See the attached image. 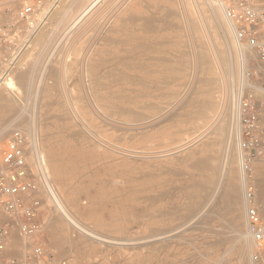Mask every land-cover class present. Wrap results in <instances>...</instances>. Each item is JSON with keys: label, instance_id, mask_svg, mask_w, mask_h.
Masks as SVG:
<instances>
[{"label": "rangeland", "instance_id": "obj_1", "mask_svg": "<svg viewBox=\"0 0 264 264\" xmlns=\"http://www.w3.org/2000/svg\"><path fill=\"white\" fill-rule=\"evenodd\" d=\"M68 1L61 2L51 13L37 38L48 30L50 21ZM104 3L91 13L93 15H89L86 23L78 25L72 33L70 28L67 29L65 26L64 30L60 29L64 34L70 33L69 37L60 34L58 29L59 34L55 32L58 35L55 34L54 37L57 42L53 40L54 43L49 46L48 52L46 50L42 56L36 57L34 45L37 38L33 40L8 78L14 81L21 72L29 69L33 60H38L34 83L38 82L37 89H40L36 91V99L42 97L40 91L47 88L52 93L53 105L47 111L35 109L36 113L33 112L34 118L31 119L36 123L30 122V127L28 125L23 127L22 131L25 133L35 126L33 130L39 141V148L43 154L41 156L44 157V167L47 169L51 186L61 201L67 206L66 191L77 189L78 205L82 209L88 208L91 212L90 217H78L67 206L77 221L91 234L87 236L81 231H66L67 238L73 243L86 240L91 251L85 253V256L77 257L73 249H68L63 256H57L51 249L52 238L48 230L49 221L55 218L57 213L53 208L50 194L48 195L49 192L46 193L44 186L41 188L37 195L41 201L39 222L51 253L54 257L67 261V264H252L249 251L252 252L253 247L251 250V245L244 240L242 242L238 237L245 233V211L241 209V216L237 218L236 213L223 210L220 203L217 205L216 189L219 193L223 189L220 190L222 185L217 183L220 180L219 171L217 174L213 172V169L222 165L221 157L225 159L226 155L229 168L237 178L239 177L235 141L230 137L234 145L229 147L226 143L228 140L217 132L218 127L227 123L222 117L228 116L230 101L227 99H230L231 95L229 94L231 82H236L233 85L236 94L243 76L239 71L242 70L239 68L241 66L239 61H242L240 54L233 53L231 55L233 60H229L231 52L228 47L225 50L227 44L225 34L218 25L217 17H211L210 8L203 0H106ZM168 9L173 12L165 11ZM174 12H179L181 18ZM131 15L134 18L143 16V20L153 18L158 21L155 24L158 28L147 33L143 30L144 21L141 18L129 20L132 19ZM172 23L176 24V28ZM60 35H63L62 39L59 38ZM113 41L122 44L115 47L111 44ZM189 42H192V45L188 44L191 49L187 45ZM143 45L149 46V50L145 51ZM223 50L227 53L226 61L229 60V66L226 63L223 65L225 60L220 56ZM33 55L35 58H32ZM203 57L208 58L205 64ZM244 59L250 72L252 60ZM43 64H46L49 70ZM191 64L194 65L190 67ZM227 70H232V76H229L231 72ZM227 89H230L228 97L225 92ZM15 94L17 98L13 97L17 103L27 102L23 91ZM182 95L188 96L187 99ZM205 101H210L213 108L203 118ZM40 102H37L40 104L39 107L44 101L41 99ZM28 103L30 104V100ZM178 106L180 109H177ZM174 112L177 113L176 116ZM13 129L7 134L0 135V139L18 131ZM208 131L211 134H208ZM24 135L32 145L30 134ZM49 144L58 145L53 156L74 161L75 170L66 177L63 185L57 184L49 171L50 156L47 146ZM202 159L209 160L205 161L207 165ZM261 163L264 165V162ZM197 164H201L202 167L196 166ZM255 164L248 182L254 189L256 202V188L253 185L255 178L257 179ZM209 182H213L214 186L211 189L217 196L212 194L211 200L216 197L217 201L212 202V211L208 207L211 206V200L206 202L202 191L203 185ZM239 183L237 181L241 188ZM242 196L240 195L241 200ZM202 206L207 207L208 211H204ZM217 206L221 209L216 210ZM201 210L205 213L202 214ZM258 210L261 214L259 206ZM194 212L201 213L198 221L196 219L198 214ZM207 212L211 214L206 216ZM214 213L216 217L213 216ZM261 218L264 224V214ZM226 222L227 224H224ZM210 229L220 231L216 233ZM210 231L212 234H207ZM223 234L229 235L230 238H225L227 236ZM232 236L238 238H231ZM214 240L216 244H212L215 243ZM261 258L264 264V251Z\"/></svg>", "mask_w": 264, "mask_h": 264}, {"label": "built area", "instance_id": "obj_2", "mask_svg": "<svg viewBox=\"0 0 264 264\" xmlns=\"http://www.w3.org/2000/svg\"><path fill=\"white\" fill-rule=\"evenodd\" d=\"M63 1L0 0V89ZM218 1L238 53L242 56L241 50H247L244 57L252 60L251 71L247 68L240 80L233 108L234 138L247 181L254 164L264 162V0ZM42 167L43 159L30 153L29 140L22 132L0 139V264H67L53 256L39 222L37 195L43 186L48 192L51 185ZM254 196L247 182L246 226L256 245L251 261L262 264L264 224Z\"/></svg>", "mask_w": 264, "mask_h": 264}, {"label": "bare ground", "instance_id": "obj_3", "mask_svg": "<svg viewBox=\"0 0 264 264\" xmlns=\"http://www.w3.org/2000/svg\"><path fill=\"white\" fill-rule=\"evenodd\" d=\"M66 1V0H65ZM204 2H205V5H207V6H209V8H210V11H211V17H213V16H215V17H217V21H218V25L221 27V29L223 30V32H224V34H225V38H226V42H227V44H226V47H225V50L227 49V47H228V49H230V52H231V54H230V61H232L231 60V55H233V53L235 54V52H238V48H237V46L234 44V41H233V39H232V37H231V35H230V32H229V27H228V23H227V21H226V19H225V17H224V15H223V13H222V11H221V9H220V4H219V1L218 0H203ZM104 2H106V0H69L64 6H63V8L57 13V15L55 16V18H53L50 22V24H49V28H48V30H46L42 35H40L38 38H37V36H38V33L40 32H38L33 38H32V40H31V43H32V41L33 40H35L36 38V43H35V45H34V51H36L35 53H37V56L36 57H39V56H42L45 52H46V50H47V52H48V48H49V46H51V44H52V42H53V40H54V42L56 41L55 39H54V37H55V34H57L58 32H57V30L59 29H61V28H63L64 26L65 27H67V29H69L70 28V30H71V32L70 33H72V31H74V28H76L78 25H80V24H82V23H84L85 21H88V17H89V15L97 8V7H99V5H101V3L103 4ZM141 2V1H140ZM175 2V1H174ZM65 3V2H64ZM144 3V2H143ZM105 4V3H104ZM148 4V3H147ZM148 6V5H147ZM162 7V6H161ZM143 8H144V6H143ZM147 8V7H146ZM164 9H165V7H163ZM178 9V8H177ZM55 11V10H54ZM165 11H168V12H170L171 10L170 9H168V10H165ZM173 11H171V13H172ZM176 12H174V14H175ZM179 13V12H178ZM178 13H176V14H178ZM152 14V13H151ZM165 14V13H164ZM167 14V13H166ZM91 15H93V14H91ZM90 15V16H91ZM179 15V14H178ZM223 15V16H222ZM128 17V16H127ZM143 17V16H142ZM142 17H140L141 19H142ZM148 17V16H147ZM159 17V16H158ZM169 17V16H168ZM130 18H132V19H129V20H132V21H135V19L137 20V19H140V18H134V16L132 17V15H131V17ZM149 19H146L145 20V18H144V23H143V30L145 31V32H147V33H150V32H153V31H155L156 30V28H158V27H155V24H157V22L158 21H156L155 19H151L150 17H148ZM179 18H181L180 17V15H179ZM49 19V18H48ZM127 19V20H128ZM134 19V20H133ZM168 19V18H167ZM166 19V20H167ZM183 19V18H182ZM182 19H181V21H182ZM165 20V19H164ZM160 21V20H159ZM183 21H187V20H183ZM86 23V22H85ZM166 23V22H165ZM169 23V22H168ZM186 23V22H185ZM162 24H164V23H162ZM173 24V23H172ZM183 24V23H182ZM190 24V23H189ZM186 25V24H185ZM187 25H188V23H187ZM172 26V25H171ZM173 26H174V28H176L175 26H176V24H173ZM192 26V25H191ZM169 27V26H168ZM182 27L184 28L185 26H183L182 25ZM193 27V26H192ZM78 28V27H77ZM166 28V27H165ZM170 28V27H169ZM177 28H179L178 26H177ZM67 29H65L66 31H67ZM168 29V28H167ZM186 29V28H185ZM185 29H184V31H185ZM189 29H191V27L189 28ZM62 30V29H61ZM60 30V34L62 33V34H64L62 31ZM63 30H64V28H63ZM109 31V30H108ZM187 31H190V30H187ZM55 32H57V33H55ZM65 32V31H64ZM110 32H111V30H110ZM186 32V31H185ZM191 32H192V30H191ZM190 32V33H191ZM58 33V34H59ZM65 33H67V32H65ZM70 33H68V34H70ZM189 33V32H188ZM57 34V35H58ZM68 34H64V36L65 35H68ZM184 35H186V34H184ZM189 35V34H188ZM61 37V39L63 38V35L61 36H59V38ZM68 37H69V35H68ZM103 37V36H102ZM109 37V36H108ZM66 39H67V37H65ZM118 38V37H117ZM60 39V40H61ZM65 39V40H66ZM106 39V38H105ZM108 39V38H107ZM59 40V39H58ZM64 40V39H63ZM111 40V39H110ZM106 41V40H105ZM104 41V42H105ZM109 41V40H108ZM112 41V40H111ZM191 41V40H190ZM53 42V43H54ZM57 42V41H56ZM110 42V41H109ZM59 43V42H58ZM192 42H189V43H187V45L188 44H191ZM111 44L112 45H115V47L116 46H118V45H120V44H122V42H117V41H113V42H111ZM186 45V46H187ZM192 45V44H191ZM29 46H30V44H29ZM185 46V47H186ZM55 47V46H54ZM149 47V46H148ZM148 47H147V45H143V48L145 49V51H148L149 49H148ZM223 47V48H224ZM29 48V47H28ZM188 48L189 49H191L190 48V46L188 45ZM187 48V49H188ZM184 49V48H183ZM50 50V49H49ZM52 50V52H53V49H51ZM207 50V49H206ZM225 50H223L222 52H221V58H223V60H225V62H223V65H224V63H226V65H228L229 64V60H228V62L226 61V57H227V53H226V51ZM189 51H191V50H189ZM123 52V51H122ZM246 52H247V50H241V53H242V56H241V60L242 61H239V63H240V67L239 68H242V70L240 69L239 71L240 72H242V74L243 75H245L247 72H248V69H247V65H246V61L244 62V60H246V59H244L245 57H244V54H246ZM29 53V52H28ZM50 53V52H49ZM168 53V52H167ZM218 53H220V50L218 51ZM48 54V53H47ZM52 54V53H51ZM185 54V53H184ZM189 54H191V53H189ZM188 54V55H189ZM31 56V55H30ZM50 56V55H49ZM127 56V55H126ZM21 57V56H20ZM51 57V56H50ZM53 57V56H52ZM235 57H237V56H235ZM32 58H35V56L33 55V57ZM32 58H31V60H32ZM47 58H49V57H47ZM190 58H192V56L190 57ZM233 58V57H232ZM26 59V58H25ZM28 59V58H27ZM52 59V58H51ZM30 60V59H29ZM28 60V61H29ZM31 60H30V62H31ZM42 60V59H41ZM165 60H166V58H165ZM192 60V59H191ZM207 60H208V58H206V57H203V64H205V63H207ZM34 62L28 67L29 69L26 71V72H21L17 77H16V79L13 81V80H8V81H6L7 83H5L1 88L2 89H0V135H3V134H7L8 133V131L10 130V129H13V130H21V132L22 133H24L23 131H24V128L23 127H26L27 125H28V127H30L29 125V123L30 122H34L35 120H32L31 118L34 116V111H35V113H36V110H37V108H40L41 110H43V111H47L48 109H49V107H51V105H53V102H52V93H51V91L49 90V89H47V88H45V89H43L42 91H40L41 93H42V97H40V98H38V99H36V91L37 90H39V89H37L38 88V86L37 85H39V84H37L38 82H36L35 81V83H34V79H35V75L36 74H34V72H35V69H36V65L38 66V64H36V63H38L37 61V59H35V60H33ZM47 61V60H46ZM45 61V62H46ZM53 61V60H52ZM104 61H106V60H104ZM248 61V60H247ZM48 62H49V59H48ZM47 62V63H48ZM56 62V61H55ZM122 62V61H121ZM142 62V61H141ZM210 62V61H209ZM208 62V63H209ZM39 63H41L42 64V62H39ZM179 63V61L177 62V64ZM237 63V62H236ZM22 64V63H21ZM84 64H85V62H84ZM187 64V63H186ZM198 64H200V63H198ZM202 64V65H203ZM231 64V63H230ZM233 65H234V63H232ZM24 65H26V64H24ZM44 65H46V64H43V66ZM58 65V64H57ZM56 65V66H57ZM188 65H189V62H188ZM194 65V64H193ZM192 64H191V66L190 67H192L193 66ZM40 66H42V65H40ZM100 67H102V65H99ZM229 66V65H228ZM235 66V65H234ZM99 67V68H100ZM249 67V66H248ZM16 68V67H15ZM40 68V67H39ZM42 68V67H41ZM45 68V67H44ZM43 68V69H44ZM82 68V67H81ZM207 68V67H206ZM228 68V67H227ZM226 68V69H227ZM231 69H232V67H230ZM229 68V69H230ZM235 68H237V65H236V67ZM46 69H48L49 70V68H47V65H46ZM55 69V68H54ZM15 70V69H14ZM53 70V69H52ZM57 70H58V68H57ZM115 70V69H114ZM233 70V69H232ZM232 70H229L230 72H231V75H229V76H232ZM43 71V70H42ZM41 71V72H42ZM82 71H83V69H82ZM226 71V70H225ZM228 70H227V72H229ZM236 71H237V69H236ZM16 72V71H15ZM19 72V71H18ZM46 72V71H45ZM58 72V71H57ZM38 73V72H37ZM85 73V72H84ZM41 74V73H40ZM46 74V73H45ZM45 74H43L44 76H45ZM55 74V73H54ZM58 74V73H57ZM105 74V73H104ZM106 74H107V72H106ZM227 74V73H226ZM229 74V73H228ZM227 74V75H228ZM238 74V73H237ZM241 74V73H240ZM12 75H13V73H12ZM42 75V74H41ZM41 75H38V76H41ZM86 75V74H85ZM84 75V76H85ZM234 75H235V73H234ZM37 76V75H36ZM43 76V77H44ZM99 76V75H98ZM12 77H14V76H12ZM42 77V76H41ZM208 77H210V76H208ZM228 77V76H227ZM243 77V76H242ZM86 78V77H85ZM234 78H235V76H234ZM13 79V78H12ZM41 79V78H40ZM233 78L231 77V80H232ZM238 79V78H237ZM236 80V79H235ZM197 81V80H196ZM196 81H194L195 83H196ZM200 81V80H199ZM213 81V80H212ZM148 82V81H147ZM39 83H41V81L39 82ZM165 83V82H164ZM188 83V82H187ZM213 83V82H212ZM211 83V84H212ZM236 83V82H235ZM233 81L231 82V86L232 87H230V85H229V87L231 88V93H229V94H231V95H229L230 96V99L228 98L227 100L228 101H230V104L228 103V101H227V103L230 105H227V107L229 106V109H227V110H229V111H227V113H228V116H227V118H228V120H227V118H226V116L225 115H223L224 116V118H226V119H224L222 116V119L223 120H225L227 123L226 124H223L222 126H220V127H218V134L221 136V137H223V138H226V140H228V142L226 141V143L228 144V146L229 147H231L232 145H234L233 144V142L231 141L232 139L235 141V138H234V126H233V115H234V103H235V93H234V84H235ZM43 84V83H42ZM188 85H189V83H188ZM209 85V84H208ZM176 86V85H175ZM184 86H185V84H184ZM191 86L192 85H190V89H191ZM193 86H194V84H193ZM87 89H88V86L86 87ZM42 89V88H41ZM192 89H194V88H192ZM23 91V94L25 95V98H26V100H27V102L25 101V102H22V103H17L16 101H15V99H14V97L13 96H16V98H17V94H15V93H17V92H19V91ZM189 90V89H188ZM228 90H230V89H227V91H225V92H227L226 93V95L228 94ZM191 91H193V90H191ZM88 92H89V90H88ZM183 92V94H184V91H182ZM186 93H188V92H186ZM39 94V93H38ZM189 95H190V92H189ZM179 96H181V93H180V95ZM182 97H185V95L183 96L182 95ZM186 97H188V96H186ZM185 97V98H186ZM226 97V96H225ZM227 97H228V95H227ZM19 99V98H18ZM43 100L44 102H43V105H41V107H39L38 105H40V104H38L37 102H39V103H41L40 102V100ZM64 99V98H63ZM83 99V98H82ZM91 99V98H90ZM177 99H179L178 101H181L180 100V98H177ZM182 99V98H181ZM187 99V98H186ZM196 99H197V97H196ZM19 100H21V99H19ZM18 100V101H19ZM30 100V104L28 103V101ZM36 100H38L37 102H36ZM71 100V99H70ZM183 100V99H182ZM79 101V100H78ZM176 102H177V100H175ZM185 101V100H184ZM183 101V103L185 104V102ZM65 102V101H64ZM28 103V104H27ZM183 103H181V104H183ZM125 104V103H124ZM183 104V105H184ZM176 105V104H175ZM100 106V105H99ZM180 106V105H179ZM178 106V107H179ZM182 106V105H181ZM74 107V106H73ZM170 107V106H169ZM67 108V107H66ZM141 108V107H140ZM144 108V107H143ZM213 108V105H212V103L210 102V101H205L204 103H203V112H202V116H203V118L204 117H206V114H207V112H209L211 109ZM36 109V110H35ZM121 109V108H120ZM166 109V108H165ZM177 109H180V107L179 108H177ZM186 109V108H185ZM69 110V109H68ZM119 110V109H118ZM224 111V110H223ZM116 112V111H115ZM117 112H119V111H117ZM122 112H123V110H122ZM125 112V111H124ZM123 112V113H124ZM197 112H199V111H197ZM114 113V112H113ZM121 113V112H120ZM133 113V112H132ZM179 113V112H178ZM119 114V113H118ZM138 114V113H137ZM136 114V115H137ZM174 114H175V112H174ZM223 114H226L225 112H223ZM46 115V114H45ZM94 115V114H93ZM112 115V114H111ZM177 115V113L175 114V116ZM190 115V114H189ZM227 115V114H226ZM35 116H36V114H35ZM140 116V115H139ZM170 116H172V117H174L173 115H170ZM187 116V115H186ZM219 116V115H218ZM51 117V116H50ZM34 118V117H33ZM49 118V117H48ZM35 119H36V117H35ZM45 119V118H44ZM57 119V118H56ZM62 119V118H61ZM150 119H151V117H150ZM150 119H148V120H150ZM167 119H169V117L167 118ZM173 119V118H172ZM212 119H214L215 120V118L213 117ZM221 119V118H220ZM214 120H213V122H214ZM145 121V120H144ZM143 121V122H144ZM168 121V120H167ZM42 122V121H41ZM139 122L141 123V121L139 120ZM162 123L163 122H165V121H161ZM31 123V124H32ZM35 123H36V121H35ZM135 123H138V122H135ZM225 123V122H224ZM212 124V123H211ZM210 124V125H211ZM35 125V124H34ZM213 125V124H212ZM217 125V124H216ZM36 126H38V125H36ZM209 126V125H208ZM35 127V126H34ZM33 127V129H35ZM192 128V127H191ZM205 127H203V129H204ZM29 129V128H28ZM31 130V129H29V130H26V132L24 133V134H27V135H29L30 134V136H29V139H31V143H32V145H31V150L34 152V154L36 153L37 155H39L42 159H43V161H44V157H42L43 156V154H42V151L40 150V148H39V141H38V139L36 138V135H35V130ZM23 130V131H22ZM92 130V129H91ZM214 130V129H213ZM206 131H207V129H206ZM205 130H204V132H206ZM217 131V130H216ZM34 134H32V133ZM210 132H212V129H211V131ZM209 131L207 132L208 134L210 133ZM10 133V132H9ZM37 133V132H36ZM202 133V132H201ZM78 134V133H77ZM211 134V133H210ZM122 135V134H121ZM50 136H52L51 134H50ZM97 136H98V134H97ZM72 137V136H71ZM230 137H232L231 138V140H230ZM40 139V138H39ZM51 143V142H50ZM48 146V150H49V160H48V167H49V171H50V173H51V176H52V178H53V180L57 183V184H64V181L66 182V177L68 176V175H70L72 172H74V161H73V159H63V158H58V156L56 157V156H53V152L55 151V148L56 147H58V145L57 144H49V145H47ZM221 146V145H220ZM225 146V145H224ZM223 146V147H224ZM228 146H227V148H228ZM201 147V146H200ZM199 147V148H200ZM235 147H236V155H237V164H238V175H239V177L237 178L236 176H235V174L233 173V170L232 169H230L229 168V163H228V159L226 158L227 156L225 155V159L223 158V157H221L222 159H223V162H221L222 163V165L220 164H216V165H219V167H216L215 169H213V172H214V174H217V171H219V178H220V180H219V182H217V183H219L220 184V186L222 185V188L220 187V190L221 189H223L220 193L219 192H217V189H216V195H217V193H218V204L217 205H219V203L220 204H222V207H223V210H225V211H230V212H233V213H236L237 214V218H239L240 216H241V209H244V211H245V209H246V203H247V199H246V186H247V182H248V180L246 181V178H245V175L242 173V171H241V164H240V159H239V156H238V152H237V143H236V141H235ZM61 148V147H60ZM223 149V148H222ZM232 150L234 149V148H231ZM231 150V151H232ZM32 152V153H33ZM215 152V151H214ZM213 152V153H214ZM224 154V153H223ZM225 154H227V153H225ZM231 154H232V152H231ZM42 155V156H41ZM219 156H221V154L219 155ZM231 156V155H230ZM212 158H214V156H212ZM212 158H210V159H212ZM217 158V157H216ZM228 158H229V156H228ZM213 160V159H212ZM212 160H210V161H212ZM234 160H236V159H234ZM199 161V160H198ZM202 161H203V163H205V161L206 162H208L207 160H203L202 159ZM220 161V160H219ZM197 162V161H196ZM215 163V162H214ZM206 165H207V163H205ZM263 163H261V162H257L256 164H255V175H256V177H257V179L255 178V180H254V182H253V185H254V187L256 188V195H257V198H256V205H258L260 208H261V214L263 215L264 214V165H262ZM45 165V164H44ZM203 165V164H202ZM257 165V166H256ZM192 166V165H191ZM196 166H201V164L199 165V164H197ZM193 167H195V166H193ZM192 167V168H193ZM202 167V166H201ZM42 169V173L43 174H47L48 175V172H47V169H46V167L43 169V167L41 168ZM202 169H204V168H202ZM210 169V168H209ZM253 169H254V167H253ZM253 169H252V171H253ZM174 175V174H173ZM176 175V174H175ZM216 176V175H215ZM181 178V177H180ZM182 178H184V177H182ZM216 178V177H215ZM49 179V178H48ZM179 179V178H178ZM107 181V180H106ZM176 181H177V179H176ZM217 181V180H216ZM237 181L238 182H240L241 183V188H239L240 186H238L237 185ZM176 183V182H175ZM239 183V184H240ZM51 184V183H50ZM186 184V183H185ZM43 186V185H42ZM192 186V185H191ZM202 186V185H201ZM214 186V184H213V182H209V183H207L206 185L204 184L203 185V188H202V191H203V193H204V200H206V202L209 200H211V197H212V194L214 195L215 194V192L213 193V191H212V187ZM218 186V185H217ZM176 187H177V185H176ZM49 190H48V192L46 191V193H48V195L50 196V199L52 200V203H53V208H54V210L56 211V213H57V216H55V218H53L52 220H50L49 222V226H48V230H49V234H50V237L52 238V241H51V249L56 253V255L57 256H63L64 255V253L66 252V250H68V249H73L74 251H75V254H76V256L78 257L79 255H80V257L83 255V256H85V253H87V252H89V251H91L90 250V246L88 245V243H87V241L86 240H78V241H74V243L72 242V241H70L68 238H67V236H66V231L67 230H74V231H76V232H78V231H81V232H83L84 234H87V236L88 235H90L91 233H90V231H88L85 227H83L78 221H77V219H76V216H78V217H90L91 216V212L89 211V209L87 208V209H82L79 205H78V202H77V200H76V195H77V193H78V190L77 189H71V190H68V191H66V193H65V203L67 204V206H69L70 208H71V210H73L74 212H75V215L76 216H74L69 210H68V208H67V206L61 201V199L58 197V195H57V193L54 191V189H53V187L51 186V185H49ZM130 189V188H129ZM176 189H180V188H176ZM241 189H242V194H241ZM47 190V189H46ZM155 190V189H154ZM181 190V189H180ZM180 190H178V191H180ZM219 190V188H218V191H220ZM173 192V191H172ZM216 195H214V196H216ZM240 195H243L242 197H243V199L241 200L240 199ZM164 196V195H163ZM166 197V196H165ZM171 197V196H170ZM175 197H177L176 195H175ZM181 197H183V196H181ZM191 197V196H190ZM217 197V196H216ZM216 197H214L215 199H216ZM182 199V198H181ZM213 199V198H212ZM214 199V200H215ZM213 200V201H214ZM135 201H136V199H135ZM212 200H211V206H208V205H210V202L208 203V207H209V209L211 210V207H212V202H213ZM216 201V200H215ZM214 201V202H215ZM99 202V201H98ZM179 202V201H178ZM180 203V202H179ZM205 204V201L204 202H202V205L204 206V204ZM216 203H217V201H216ZM215 203V204H216ZM178 204V203H177ZM172 205V204H171ZM174 205V204H173ZM156 206H158V205H156ZM167 206V205H166ZM177 206V205H176ZM202 206V209L205 211L206 210V208L205 207H203ZM214 206V205H213ZM136 207V206H135ZM172 207V206H171ZM134 208V207H133ZM141 208V207H140ZM188 208V207H187ZM205 208V209H204ZM136 209V208H135ZM144 209V208H143ZM198 209V208H197ZM212 209H213V207H212ZM219 209H221V208H219ZM218 209V206H217V209L216 210H219ZM139 210V209H138ZM203 210H201L203 213L202 214H204L205 212L203 211ZM209 210V211H210ZM193 211H195V210H193ZM206 211H208V210H206ZM212 211V210H211ZM214 211V210H213ZM137 212V211H136ZM140 212V211H139ZM143 212V211H142ZM195 213V212H194ZM135 214V213H134ZM145 214V217H147L148 215L146 214V212L144 213ZM195 214H198V213H195ZM199 214H201V213H199ZM198 214V216H197V221H198V217H200V215ZM208 214H211V213H208L207 212V214H205L206 216L208 215ZM213 214V213H212ZM244 214V213H243ZM260 214V216L262 217V215ZM136 215V214H135ZM192 216L194 217V215L192 214ZM202 216H204V215H202ZM202 216H201V218H202ZM213 216H215L216 217V215H215V213H214V215ZM242 216H244V215H242ZM169 217V216H168ZM185 217V216H184ZM205 217V216H204ZM218 217V216H217ZM228 217V216H227ZM245 218H246V215L244 216ZM153 218V217H152ZM164 218V217H163ZM188 218V217H187ZM190 218V217H189ZM212 218V217H211ZM244 218V228H245V233H242V234H240L238 237L240 238V240L242 239V242H243V240L244 241H246V242H248L250 245H251V250H252V247H253V251L252 252H254V247L256 246L255 245V243H254V241H253V239H252V237L248 234V231H247V226H246V219ZM192 220H193V218H192ZM191 220V221H192ZM195 220V219H194ZM201 220L202 219H200V223H201ZM207 220V219H206ZM205 220V221H206ZM208 221V220H207ZM189 222V221H188ZM194 222V221H193ZM209 222V221H208ZM184 223V222H183ZM182 223V224H183ZM181 224V223H180ZM188 224V223H187ZM194 224V223H193ZM224 224H227V222L226 223H224ZM178 225V224H177ZM195 225V224H194ZM201 225V224H200ZM240 225V224H239ZM184 226V225H183ZM227 226V225H226ZM182 227V226H181ZM192 227V226H191ZM198 227H199V223H198ZM201 227V226H200ZM228 227H229V225H228ZM232 227V226H231ZM180 228V227H179ZM197 228V227H196ZM243 228V227H242ZM130 229V228H129ZM128 229V230H129ZM137 229V228H136ZM178 229V228H177ZM189 229H191V228H189ZM195 229V228H194ZM204 229V228H203ZM232 229V228H231ZM138 230V229H137ZM199 230V229H198ZM211 230V229H210ZM215 230V231H214ZM217 229H213V230H211V231H214V232H219V231H216ZM167 231V230H166ZM165 231V232H166ZM169 231V230H168ZM207 232V234H212V232ZM229 231H230V228H229ZM239 230H237V232H238ZM240 231H241V229H240ZM126 232V231H125ZM161 232V231H160ZM213 232V234H215ZM237 232H233V234H235V233H237ZM134 233H136V232H134ZM150 233H152V232H150ZM171 233V232H170ZM126 234H128V233H126ZM125 234V235H126ZM132 234V233H131ZM154 234V233H153ZM167 234H168V232H167ZM166 233H165V235H167ZM239 234V233H238ZM156 235V234H155ZM201 235V234H200ZM227 236L226 234H223V236ZM232 235V234H231ZM160 236V235H159ZM202 236V235H201ZM222 236V238H224ZM229 236V235H228ZM228 236L227 237H225V238H228ZM237 236H232L231 238H233V237H237ZM91 237V236H90ZM89 237V238H90ZM94 237V236H93ZM98 237V236H97ZM135 237V236H134ZM137 237V236H136ZM161 237V236H160ZM160 237H157V238H160ZM219 237H221L220 235H219ZM237 237V238H238ZM155 238V237H154ZM198 238V237H197ZM230 238V237H229ZM228 238V239H229ZM104 239V238H103ZM106 239V238H105ZM113 239V238H112ZM145 239H147V238H145ZM150 239V238H149ZM156 239V238H155ZM204 239V238H203ZM117 240V239H116ZM144 240V239H143ZM152 240V239H151ZM181 240V239H180ZM230 240H232V239H230ZM230 240H228V241H230ZM235 240V239H234ZM238 239H236V241H237ZM120 241V240H119ZM140 241V240H139ZM138 241V242H139ZM142 241V240H141ZM186 241V240H185ZM215 241V240H214ZM219 241V240H218ZM223 241V240H222ZM222 241H220V242H222ZM227 241V242H228ZM133 242H135V241H133ZM179 242V241H178ZM220 242H218V243H220ZM224 242L226 243V241L224 240ZM224 242L221 244V245H223L224 244ZM238 242V241H237ZM175 243V242H174ZM235 243V242H234ZM234 243H232V245H234ZM212 244H216V241H215V243L213 242ZM212 244H211V246H212ZM237 244V243H236ZM14 245H15V251H18L19 250V246L17 245V243H14ZM163 245V244H162ZM235 246V245H234ZM164 247V246H163ZM233 247V246H232ZM231 247V248H232ZM243 247V246H242ZM234 248V247H233ZM242 251V250H241ZM240 251V252H241ZM69 252V251H68ZM252 252H250L249 251V258H251V255H252ZM242 254V253H241ZM201 256V255H200ZM210 256V255H209ZM240 255H238V257H239ZM68 257V256H67ZM69 257H71V256H69ZM246 257V256H245ZM59 258V257H58ZM72 258H73V256H72ZM187 258V257H186ZM202 258V257H201ZM241 259H242V255H241ZM71 260V259H70ZM76 260V259H75ZM186 261V260H185ZM184 261V262H185ZM76 262H78V261H76ZM70 264V263H69Z\"/></svg>", "mask_w": 264, "mask_h": 264}]
</instances>
